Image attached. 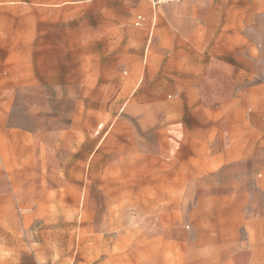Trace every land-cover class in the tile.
<instances>
[{"label": "crops", "instance_id": "1", "mask_svg": "<svg viewBox=\"0 0 264 264\" xmlns=\"http://www.w3.org/2000/svg\"><path fill=\"white\" fill-rule=\"evenodd\" d=\"M89 3L101 20L80 32L105 37L112 62L96 75L106 90L88 139L75 122H41L28 143L32 166H55L57 152V166L68 155L88 167L84 208L41 210L74 215L87 250L62 258L58 224L26 246L47 248V264H264V0ZM74 80L59 85L63 120L77 115L64 105ZM48 102L32 101L34 124Z\"/></svg>", "mask_w": 264, "mask_h": 264}, {"label": "rangeland", "instance_id": "2", "mask_svg": "<svg viewBox=\"0 0 264 264\" xmlns=\"http://www.w3.org/2000/svg\"><path fill=\"white\" fill-rule=\"evenodd\" d=\"M89 1L0 0V68L3 69L0 83V264H47V248L26 244L42 240L56 224L65 231L61 239L62 258L71 260L67 250L72 245L76 247L74 259L87 250L88 241L82 240L85 233L73 232L76 230L74 215H55L41 210L84 208L88 167L72 165L77 157L68 155L66 162L70 164L57 166V152H51L55 166H32V158L34 155L37 158L40 152L31 151L28 143L34 137L29 134L31 129L39 127L41 122L50 128L61 126L65 121L66 127L75 122L76 127L82 129L81 142L85 137L88 139L90 106L96 105L95 101L106 90L96 86V75L112 62V55L102 52L108 46L105 37L80 32V28L101 20L91 15V9L95 8ZM70 80L89 84L75 88V93H70L67 87L66 114L77 115L63 120L58 118L62 105L58 102L62 89L59 85ZM33 82L38 85H32ZM43 98L49 100L46 103L50 107L49 116L34 124L32 101ZM99 122L101 128L107 125L106 119ZM47 191L51 199L46 197ZM70 234L74 235L71 239ZM121 253V248H114V254Z\"/></svg>", "mask_w": 264, "mask_h": 264}, {"label": "built area", "instance_id": "3", "mask_svg": "<svg viewBox=\"0 0 264 264\" xmlns=\"http://www.w3.org/2000/svg\"><path fill=\"white\" fill-rule=\"evenodd\" d=\"M148 1L150 2L152 7H154V8H157L159 6L166 5V4H171V3L176 4V3L181 2V0H148ZM143 21H144V18L141 15H138L136 17L135 25L141 26ZM37 264H43V263L38 262Z\"/></svg>", "mask_w": 264, "mask_h": 264}]
</instances>
